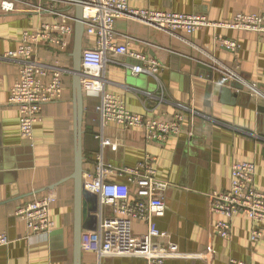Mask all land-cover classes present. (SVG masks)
I'll use <instances>...</instances> for the list:
<instances>
[{
  "label": "crops",
  "instance_id": "0c3cea01",
  "mask_svg": "<svg viewBox=\"0 0 264 264\" xmlns=\"http://www.w3.org/2000/svg\"><path fill=\"white\" fill-rule=\"evenodd\" d=\"M37 2L19 3L14 12L0 10V231L10 238V243L0 248V264H87L95 256L84 244L102 213L98 198L84 187L77 201L73 44L68 51L45 43L36 49L40 62L59 60L68 71L63 75L61 99L44 104L32 139L23 137L20 113L8 104L20 62L4 55L19 48L25 31L37 30L43 22L58 17L33 9ZM130 5L201 14L213 21L232 19L237 13H264V0H131ZM60 9L76 12V6ZM217 37L236 40L240 48L230 51L217 46ZM114 40L154 59L161 70L157 77L136 74L133 67L144 61L127 54L108 55L106 91L122 96L128 110L135 113L162 121L183 115L182 131L158 143L147 142L141 128L114 122L102 126L96 111L100 97L84 93L83 182L95 172L101 154L116 168L135 166L147 155H154L157 176L169 183L164 193L166 212L156 217L158 227L166 233L159 242L168 253L167 264H230L231 259L264 264V226L262 235L253 241V221L238 213L231 219L230 236L222 237L215 230L222 217L211 211L208 196L230 188L232 165L240 161L256 164L255 185L264 191V112L259 111L264 98L252 94L243 81L264 91V34L210 26L188 34L122 17L115 22ZM83 44L94 46V37L85 35ZM226 68L243 78L239 83L244 88H232L223 97L219 80ZM100 134L105 142L96 137ZM110 178L127 181L126 176L115 174ZM50 194L57 198L50 209L54 229L48 233L30 231L17 218V209ZM146 230L145 222H133L135 235ZM106 263L147 264L133 256L109 257Z\"/></svg>",
  "mask_w": 264,
  "mask_h": 264
},
{
  "label": "built area",
  "instance_id": "2783aa9c",
  "mask_svg": "<svg viewBox=\"0 0 264 264\" xmlns=\"http://www.w3.org/2000/svg\"><path fill=\"white\" fill-rule=\"evenodd\" d=\"M33 9L49 11L58 17L54 22H43L37 30L25 31L19 48L8 52L5 58L20 62L19 73L11 87L8 104L20 113V130L26 139H32L34 126L41 119L43 106L58 101L63 92V75L68 71L59 60L40 62L36 49L40 43L57 45L68 51L73 44L75 12L60 9L63 5L75 7V0H37ZM131 0H84L83 18L85 35L94 37V46L84 47L81 57V81L85 95L99 96L96 111L102 126L114 122L126 128H141L147 142L164 143L182 131L184 116L175 115L171 120L162 121L135 113L126 107L122 96L105 89V61L108 55L127 54L144 61L133 67L136 74L147 73L157 77L161 65L154 59L130 51L125 45L114 40L115 22L126 17L144 24L168 31H184L191 34L203 27H227L255 31L264 34V13H237L232 19L213 21L201 14L181 13L170 10H154L132 7ZM26 0H0V10L18 11V4ZM60 6V7H59ZM217 46L237 51L240 44L225 37L215 39ZM223 74L227 79L241 81L237 72L228 68ZM245 81L252 94L264 98V91L255 83ZM195 114V113H193ZM99 140L104 138L96 136ZM105 142V140H104ZM156 157L147 155L135 166L116 168L106 163L99 155L95 172L83 182V187L96 196L100 203L99 224L90 239L84 244L95 259L87 264H107L106 258L114 256L141 257L147 264H167L168 253L159 242L166 237L156 222V217L166 212L164 193L169 183L157 176L154 163ZM126 176L127 181L112 180V175ZM256 164L252 161L235 162L231 171V186L224 191L209 193L210 209L221 215L215 223L216 232L222 237L231 233V219L238 213L251 218L254 224L252 240L257 241L264 226V191L255 185ZM136 187L131 189V185ZM57 200L54 194L35 198L21 205L16 216L35 233H48L55 227L50 209ZM108 211V213H107ZM145 222L147 230L135 235L133 222ZM10 243L9 235L0 231V248ZM230 264H249L231 259Z\"/></svg>",
  "mask_w": 264,
  "mask_h": 264
},
{
  "label": "water",
  "instance_id": "95a60500",
  "mask_svg": "<svg viewBox=\"0 0 264 264\" xmlns=\"http://www.w3.org/2000/svg\"><path fill=\"white\" fill-rule=\"evenodd\" d=\"M76 2V12H75V31L73 40V94H74V146H75V171L74 179L76 180V195L77 201H79L80 195L82 194L83 187V172H84V154H83V117H84V91L81 81V57L82 51L84 49V37H85V25L83 18V2L84 0H75ZM219 83L220 95L227 96L232 88L243 90L244 86L237 80H228L225 75H222ZM259 111L264 112V103L259 106ZM79 206V205H78ZM81 211L77 210V223H76V233L77 236L81 232ZM95 230V229H94ZM78 258L80 255V244L77 245Z\"/></svg>",
  "mask_w": 264,
  "mask_h": 264
}]
</instances>
